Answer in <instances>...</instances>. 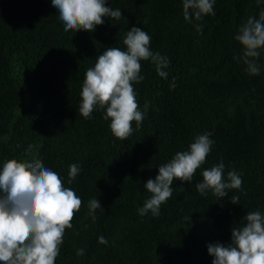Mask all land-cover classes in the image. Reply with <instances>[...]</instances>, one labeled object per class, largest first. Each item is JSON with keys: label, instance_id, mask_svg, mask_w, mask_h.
<instances>
[{"label": "trees", "instance_id": "obj_1", "mask_svg": "<svg viewBox=\"0 0 264 264\" xmlns=\"http://www.w3.org/2000/svg\"><path fill=\"white\" fill-rule=\"evenodd\" d=\"M105 6L120 9L121 18L104 17L92 32H65L51 0H0V168L10 159H40L81 198L55 264H212L209 244L231 243L233 226L248 212L264 214V49L253 76L234 39L249 17L259 18L264 0H215V15L199 21L184 19L183 0ZM133 26L170 63L165 79L150 60L141 61L143 80L133 87L144 120L121 140L99 108L91 118L80 115V92L100 54L126 50L123 39ZM205 133L214 143L191 182L173 181L158 216L139 215L151 196L144 185L158 166ZM220 162L225 180L232 170L241 175V188L221 199L201 195L202 172ZM72 164L80 172L69 184ZM94 198L95 220L88 209Z\"/></svg>", "mask_w": 264, "mask_h": 264}, {"label": "clouds", "instance_id": "obj_2", "mask_svg": "<svg viewBox=\"0 0 264 264\" xmlns=\"http://www.w3.org/2000/svg\"><path fill=\"white\" fill-rule=\"evenodd\" d=\"M261 0H257L259 4ZM106 0H51L57 9L64 31L92 32L104 23V17L119 20L120 9L105 6ZM215 0H183V15L186 21L193 17L199 21L207 15H215ZM202 31V26H196ZM234 39L242 46L240 59L247 66L250 75H259L257 60L264 49V10L259 18L249 17L239 27ZM150 35L139 27L127 31L123 44L107 48L95 60L94 66L86 70L80 92L79 113L91 118L94 110L103 111V119L110 121L109 127L114 137L125 140L133 134L132 124L141 126L145 113L139 108L133 84L143 80L141 61L150 60L157 74L167 79L165 69L169 66L166 56L150 50ZM172 87H175L173 84ZM149 107L145 102V110ZM210 133L194 138L186 151L177 152L173 158L158 166V175L149 179L144 188L151 194L143 207L138 209L141 216L148 212L155 217L160 207L172 196L174 180L191 182L197 169L206 161L214 143ZM32 146L27 150L31 153ZM223 162L205 169L197 191L205 195L211 191L216 197L228 196V190H239L241 175L235 170L224 177ZM76 164L69 167V180L79 174ZM239 197L230 201L238 203ZM82 200L71 188L65 187L62 178L45 167L40 159L17 161L10 159L0 168V264H55L63 243L66 228H71L75 213L80 210ZM100 204L96 198L88 203L89 214L95 220ZM243 223L232 228L231 243L209 244L208 254L214 259L212 264H264V214L260 211L248 212ZM99 243L107 244L104 237ZM77 255H84L80 249Z\"/></svg>", "mask_w": 264, "mask_h": 264}]
</instances>
